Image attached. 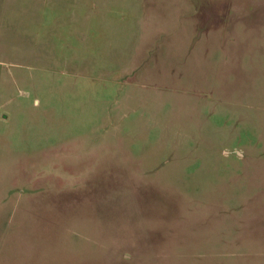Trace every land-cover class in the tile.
I'll use <instances>...</instances> for the list:
<instances>
[{
    "label": "rangeland",
    "instance_id": "obj_1",
    "mask_svg": "<svg viewBox=\"0 0 264 264\" xmlns=\"http://www.w3.org/2000/svg\"><path fill=\"white\" fill-rule=\"evenodd\" d=\"M258 165L264 0H0V264H264Z\"/></svg>",
    "mask_w": 264,
    "mask_h": 264
},
{
    "label": "crops",
    "instance_id": "obj_2",
    "mask_svg": "<svg viewBox=\"0 0 264 264\" xmlns=\"http://www.w3.org/2000/svg\"><path fill=\"white\" fill-rule=\"evenodd\" d=\"M264 169V165H258V167H249L247 168V171H251V170H262ZM247 177L251 180L253 179L252 177H255V178H259L261 177V175H258V174H254V175H250V174H247Z\"/></svg>",
    "mask_w": 264,
    "mask_h": 264
}]
</instances>
